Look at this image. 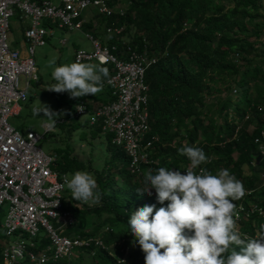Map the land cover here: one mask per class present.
I'll list each match as a JSON object with an SVG mask.
<instances>
[{"label":"trees","instance_id":"16d2710c","mask_svg":"<svg viewBox=\"0 0 264 264\" xmlns=\"http://www.w3.org/2000/svg\"><path fill=\"white\" fill-rule=\"evenodd\" d=\"M120 3L123 4L121 15L116 12L110 17L95 14L82 27L88 28L94 37L96 31L92 28V19L99 29L107 25L121 27L124 44L116 41L113 34L102 43L107 46L117 44L118 53L124 45H129L155 57L144 72L148 130L143 142L152 135L156 141L153 148L147 150L152 161L140 163V172L133 174L128 169V157L120 148H113L107 138L110 156L96 169L89 161L73 155L68 144L71 132L85 124L73 119L70 111L64 117L69 122L66 128L65 122L56 124L64 131V142L52 152L54 167L67 174L79 170L91 173L101 193L100 202L91 206L72 200L70 192L64 194L69 200L64 207L74 219H82L89 213L97 218L104 215L93 233L74 232L95 236L104 226L106 229L100 237L106 246L112 244L110 249L115 253L97 248L91 254L90 244L75 250V255L79 257L86 253L97 264H122L118 257L123 249L117 242L123 241L124 245L133 246L130 252L127 250L124 264H144V254L127 233V221L132 212L145 205L155 204L159 208L166 207L167 202L158 204L155 191L151 195L141 192L147 188L142 174L159 167L180 170L184 174L189 161L178 154V149L184 145L203 149L209 161L201 167L214 174L226 168L243 183L248 193L234 201L243 207L238 213L236 230L243 237L259 236L260 225L264 224V184H260L261 178L256 172L264 173V154L258 149L259 144L264 146V66L250 53L255 50L256 38L264 26L260 0H109L110 5ZM106 68L109 74L112 73L110 66ZM218 82L228 92L234 88L233 99L229 92L216 103L205 104V96ZM52 96L57 106H71L65 92H52ZM87 127L91 135L99 134L97 128ZM84 134L80 128L77 137L83 138ZM233 152H237L235 158ZM243 166L252 172L243 176ZM1 212L0 209V216ZM114 224H125V228L113 230ZM127 235L132 239L124 241ZM0 238L6 241L1 233ZM73 263L71 255L48 264Z\"/></svg>","mask_w":264,"mask_h":264},{"label":"built area","instance_id":"2783aa9c","mask_svg":"<svg viewBox=\"0 0 264 264\" xmlns=\"http://www.w3.org/2000/svg\"><path fill=\"white\" fill-rule=\"evenodd\" d=\"M88 7H93L103 17L115 12L122 14L121 7L110 5L109 0H59L58 3L0 0V206L6 204L0 224L6 239L0 250V264H48L67 259L75 250L90 244L91 254L97 248L107 249L100 236L80 235L69 230L73 218L64 207L67 202L64 194L68 190L59 187L67 173L54 167V153H46L37 145L52 129L44 122L41 133L30 129L20 133L8 122L9 115L17 114L18 103L26 100L28 82L37 79L34 47L45 43L53 27L79 30L82 11ZM15 12L28 21L21 32L20 48L8 44L9 20ZM104 31L119 35L121 27L107 25ZM85 36L91 48L76 49L74 59L76 62L98 60L112 64L113 72L105 80L110 100L90 112L79 103L74 115L86 116L89 125H95L102 134H109L110 142L128 157L130 172L137 174L140 163L152 161L147 150H151L156 141L152 135L143 142L148 130L144 72L155 59L130 49L119 59L113 53L115 45L101 44L91 34ZM258 39L264 44V26ZM59 42L64 43V40ZM78 106L84 111H77ZM258 149L264 154L263 145L259 144ZM242 210L238 204L237 213ZM40 228L43 235H38ZM123 258L121 254L118 261H124Z\"/></svg>","mask_w":264,"mask_h":264},{"label":"clouds","instance_id":"9594fccd","mask_svg":"<svg viewBox=\"0 0 264 264\" xmlns=\"http://www.w3.org/2000/svg\"><path fill=\"white\" fill-rule=\"evenodd\" d=\"M115 6L123 9L121 5ZM114 36L116 41L124 44L120 38L121 32ZM111 45H115L113 53L119 59L125 57L129 49L134 50L124 45L118 53L117 44ZM74 52L71 63L56 66L54 58L48 61V67L52 69L51 78L55 83L47 91L69 93L70 98H67L71 102L69 109L72 118L97 128L89 125L86 118L81 121L80 116H75V106L83 103L90 112L110 100L105 80L112 73L109 74L106 67L110 66L112 72L113 67L109 62L98 60L76 62ZM142 52L148 58L155 59L153 55ZM92 61L96 64L89 63ZM103 82L108 89V96L103 102H95L91 106L85 97L101 92ZM77 111L83 112L84 108L78 106ZM40 113H43L48 129L62 122H56V113L38 103L33 107V115L38 116ZM178 154L189 161L184 174L167 167H159L155 171L148 169L142 174L147 188L141 192L151 195L154 189L156 202L160 205L167 202L166 207L145 205L132 212L127 221V233L132 235L133 243L138 244L144 254V264H264V224L260 225V235L255 237H243L236 230L238 213L234 201L248 193L243 183L227 169H219L214 174L201 167L208 163L209 158L199 147L184 145L178 149ZM59 187H66L72 200L83 204L95 205L101 200L97 181L87 171L66 174Z\"/></svg>","mask_w":264,"mask_h":264},{"label":"rangeland","instance_id":"374dc122","mask_svg":"<svg viewBox=\"0 0 264 264\" xmlns=\"http://www.w3.org/2000/svg\"><path fill=\"white\" fill-rule=\"evenodd\" d=\"M52 3H58L59 0H50ZM261 4V11H264V0H260ZM119 5L123 6L122 3ZM94 10L93 8H89L82 13V16L88 15V13H92ZM89 17V16H87ZM84 18L85 20L87 19ZM16 14H14L9 20V31H8V44L10 47L15 48L18 47L21 42V29L20 23L15 21ZM26 20H23L21 23L23 25L26 24ZM45 26V24H43ZM47 28V27H46ZM99 37H97L101 42H105L108 38V34H104L103 32L97 33ZM259 37V36H258ZM257 39V45L254 51L250 53V56H253L256 60H259L261 64L264 66V44ZM120 38L124 39V37ZM59 40H64V43H60ZM74 45H77L81 48L86 50L91 48L90 42L86 39L81 31L72 29L66 31L64 29H57L52 28V34L46 37L45 43L43 45L35 46L34 53H33V60H34V67L35 72L37 74L36 80H30L28 82V88L26 92L27 99L25 101L19 102V111L17 114H12L8 116V122L18 130V132L23 133L26 129H30L34 132L41 133V125L45 122L43 113L38 114V116L33 115V107L40 103L41 105L47 106L52 112L56 113V122L62 121L65 122L64 127L66 128L69 125V122L64 117L70 111L69 108L65 104L57 106L54 97L52 96L51 91H47L49 87L55 83V81L51 78V71L52 69L48 67V61L51 59L56 60V66H60L62 64L71 63L72 56H73V48ZM92 64L94 61L89 62ZM21 81V78H20ZM216 88L212 90L209 95H206L204 98L205 104L208 103H216L223 97L230 92V97L233 99L235 91L231 89V91H226L225 88H222V84L220 82L216 83ZM66 97L70 98V94L66 92ZM102 97V94H100ZM76 99V98H71ZM101 99V98H100ZM102 100V99H101ZM105 100V98H104ZM85 116H81L80 120L85 121ZM83 129L84 137L80 138L77 137V132L79 129ZM76 131L71 132V137L68 140V144L72 147V153L75 155L79 160H87L90 162V165L93 168H100L104 165L107 159L110 156V151L106 146V139L109 138V134H98V135H91L89 128L86 125L81 126ZM252 126L249 127L251 130ZM200 136V134L198 135ZM64 142V131L63 129L60 130L59 127L55 125V127L47 133L42 139H40L37 145L46 153L55 152V149L58 146H63ZM115 148V147H113ZM120 151H122L120 149ZM232 156L235 158L237 156V152H233ZM226 169V168H222ZM252 170L248 169L247 166L242 167V175L246 176L249 175ZM234 175V173H233ZM256 175L261 178V183L264 184V173L261 175V172H256ZM151 190V192H153ZM69 192V190H68ZM67 199V197H66ZM69 202V200L67 199ZM86 206H91V204H85ZM2 210V215L0 219H3V214L6 209V204L0 206ZM72 216V215H71ZM104 215L97 218L93 216L91 213L86 215L82 219H74L73 216V225L69 228V230L81 231L84 230L87 232H92L96 227V224L100 223L103 219ZM239 220V218H237ZM108 228L110 227L107 226ZM113 230L117 228L124 229L125 224H114L111 226ZM237 228V227H236ZM105 230L104 226L99 228V231L95 234L101 236L103 231ZM43 229H39L38 235H43ZM132 237L127 235L124 241L131 240ZM4 244V240L0 238V246ZM118 246L123 249L122 255L123 259L126 261V253L129 249V252L132 250L133 246L124 245L123 241L117 242ZM112 245V244H111ZM111 245H107V250L109 249L111 253L115 254L114 251H111ZM119 247H117L119 249ZM131 248V249H130ZM109 252V253H110ZM75 255L76 252H73ZM72 254L74 258L73 264H97L93 259L91 260L86 253H83L81 256L77 257ZM120 258V257H118Z\"/></svg>","mask_w":264,"mask_h":264},{"label":"crops","instance_id":"0c3cea01","mask_svg":"<svg viewBox=\"0 0 264 264\" xmlns=\"http://www.w3.org/2000/svg\"><path fill=\"white\" fill-rule=\"evenodd\" d=\"M89 8H93V7H88L87 9H89ZM87 9H85V10H87ZM85 10H83L82 11V13L85 11ZM93 12L90 14V13H88V15H86V16H82V14H81V19L83 20L82 21V24L84 23V22H88L87 20H89L88 18L89 17H93V15H97V13L95 12V9L93 8ZM14 14H16V20L15 21H18L19 23H20V29H21V32H22V29L24 28V27H26V25H28V21L26 22V24L25 25H23L21 22L23 21V20H25V19H21L20 17H19V15H18V12H15ZM87 16H89V17H87ZM87 17V19L85 20L84 18H86ZM91 23H92V28L94 29V31H96V37L95 38H97V37H99L98 36V32H103L104 34H107V33H105V31H104V27L102 28L101 27V29H99L98 27H96V22H95V20L94 19H92V21H91ZM82 24H81V27H80V29L78 30V31H81L82 33H83V35H84V37L86 38V36H85V34H91L92 35V32H90L89 31V29L88 28H83L82 27ZM54 28V27H53ZM57 29H59V28H57ZM64 30H66V31H69V30H67V29H64ZM109 35V34H108ZM93 36V35H92ZM87 39V38H86ZM98 39V38H97ZM19 48H20V45L18 46ZM15 48H17V47H15ZM77 48H81V47H79V46H77V45H74V48H73V52H74V50L75 49H77ZM84 49V48H83ZM86 50V49H85ZM100 94H102V97L100 96ZM107 96H108V89H107V87H106V85L104 84V82H103V89H102V91L101 92H99V93H97L95 96H92V95H88L87 97H85L86 98V101H87V103L88 104H90L91 106H93V105H95L94 103L96 102V104H98V103H100V102H103L104 101V98L106 99L107 98ZM102 100H101V99ZM4 214H5V212H4ZM4 214H3V218H4ZM3 220V219H2ZM2 220H0V224L2 223ZM74 231V230H73ZM0 233L2 234V232H1V228H0ZM5 242V241H4ZM0 250H1V246H0ZM0 263H1V257H0Z\"/></svg>","mask_w":264,"mask_h":264},{"label":"bare ground","instance_id":"6f19581e","mask_svg":"<svg viewBox=\"0 0 264 264\" xmlns=\"http://www.w3.org/2000/svg\"><path fill=\"white\" fill-rule=\"evenodd\" d=\"M27 99V98H26ZM18 106H19V104H18ZM18 111H19V108H18Z\"/></svg>","mask_w":264,"mask_h":264}]
</instances>
